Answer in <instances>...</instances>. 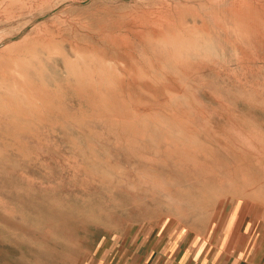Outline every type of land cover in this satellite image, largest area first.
Segmentation results:
<instances>
[{"label": "rangeland", "instance_id": "obj_1", "mask_svg": "<svg viewBox=\"0 0 264 264\" xmlns=\"http://www.w3.org/2000/svg\"><path fill=\"white\" fill-rule=\"evenodd\" d=\"M234 224L264 231V0H0V264Z\"/></svg>", "mask_w": 264, "mask_h": 264}, {"label": "crops", "instance_id": "obj_2", "mask_svg": "<svg viewBox=\"0 0 264 264\" xmlns=\"http://www.w3.org/2000/svg\"><path fill=\"white\" fill-rule=\"evenodd\" d=\"M100 264H264V231L235 224L212 228L209 237L145 230Z\"/></svg>", "mask_w": 264, "mask_h": 264}, {"label": "bare ground", "instance_id": "obj_3", "mask_svg": "<svg viewBox=\"0 0 264 264\" xmlns=\"http://www.w3.org/2000/svg\"><path fill=\"white\" fill-rule=\"evenodd\" d=\"M19 63V61L17 62ZM23 63V62H22ZM20 64V63H19ZM33 64V63H32ZM17 65V64H16ZM23 65V64H22ZM19 67V66H18ZM21 67V66H20ZM21 69V68H20ZM22 72V71H21ZM18 87V86H17ZM24 89V88H23ZM12 92V91H11ZM23 94V93H22ZM18 95V94H17ZM21 96V95H20ZM29 100V99H28ZM4 109V108H3Z\"/></svg>", "mask_w": 264, "mask_h": 264}]
</instances>
